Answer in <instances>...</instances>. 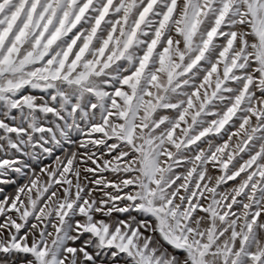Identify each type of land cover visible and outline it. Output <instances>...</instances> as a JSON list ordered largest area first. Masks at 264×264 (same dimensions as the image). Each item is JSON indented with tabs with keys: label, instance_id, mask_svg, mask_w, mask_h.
<instances>
[{
	"label": "snow or ice",
	"instance_id": "obj_1",
	"mask_svg": "<svg viewBox=\"0 0 264 264\" xmlns=\"http://www.w3.org/2000/svg\"><path fill=\"white\" fill-rule=\"evenodd\" d=\"M0 264H264V0H0Z\"/></svg>",
	"mask_w": 264,
	"mask_h": 264
},
{
	"label": "rangeland",
	"instance_id": "obj_2",
	"mask_svg": "<svg viewBox=\"0 0 264 264\" xmlns=\"http://www.w3.org/2000/svg\"><path fill=\"white\" fill-rule=\"evenodd\" d=\"M9 190H11V189H9Z\"/></svg>",
	"mask_w": 264,
	"mask_h": 264
}]
</instances>
